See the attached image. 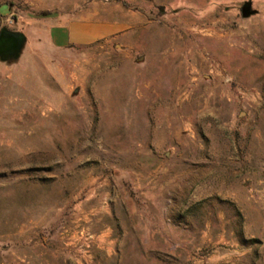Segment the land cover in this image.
Here are the masks:
<instances>
[{
  "label": "rangeland",
  "instance_id": "1",
  "mask_svg": "<svg viewBox=\"0 0 264 264\" xmlns=\"http://www.w3.org/2000/svg\"><path fill=\"white\" fill-rule=\"evenodd\" d=\"M26 1L0 0L27 38L0 62V264H264V0H78L110 34L65 49Z\"/></svg>",
  "mask_w": 264,
  "mask_h": 264
},
{
  "label": "crops",
  "instance_id": "2",
  "mask_svg": "<svg viewBox=\"0 0 264 264\" xmlns=\"http://www.w3.org/2000/svg\"><path fill=\"white\" fill-rule=\"evenodd\" d=\"M25 4L36 13L50 14L47 18L39 19V22L49 29L50 40L58 48L88 46L110 34V25L95 22L93 6L81 7L78 0H27ZM1 7L8 8L5 15L12 14L17 9V7L13 8L9 5ZM78 9H82L81 12L84 16L73 19L72 13ZM40 225L39 221L28 218L20 226L17 225L14 231L7 234H20L24 239H27V244L31 245L38 234L36 230ZM33 249L35 248H27L26 253L23 254L24 263L36 264V261L40 260V256Z\"/></svg>",
  "mask_w": 264,
  "mask_h": 264
},
{
  "label": "water",
  "instance_id": "3",
  "mask_svg": "<svg viewBox=\"0 0 264 264\" xmlns=\"http://www.w3.org/2000/svg\"><path fill=\"white\" fill-rule=\"evenodd\" d=\"M258 15L253 9L251 1L244 3L241 8V16L244 20ZM27 44V38L22 32L11 31L4 28L0 32V62L4 64H15L20 61Z\"/></svg>",
  "mask_w": 264,
  "mask_h": 264
},
{
  "label": "trees",
  "instance_id": "4",
  "mask_svg": "<svg viewBox=\"0 0 264 264\" xmlns=\"http://www.w3.org/2000/svg\"><path fill=\"white\" fill-rule=\"evenodd\" d=\"M47 16H49V15H48V14H44V15H43V17H47Z\"/></svg>",
  "mask_w": 264,
  "mask_h": 264
}]
</instances>
